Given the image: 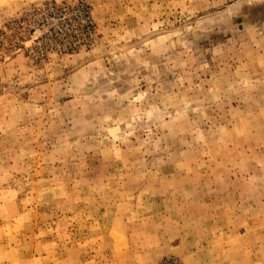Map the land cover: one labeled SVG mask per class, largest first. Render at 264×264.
I'll list each match as a JSON object with an SVG mask.
<instances>
[{"label":"rangeland","instance_id":"1","mask_svg":"<svg viewBox=\"0 0 264 264\" xmlns=\"http://www.w3.org/2000/svg\"><path fill=\"white\" fill-rule=\"evenodd\" d=\"M0 264H264V0H0Z\"/></svg>","mask_w":264,"mask_h":264}]
</instances>
